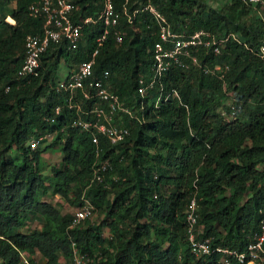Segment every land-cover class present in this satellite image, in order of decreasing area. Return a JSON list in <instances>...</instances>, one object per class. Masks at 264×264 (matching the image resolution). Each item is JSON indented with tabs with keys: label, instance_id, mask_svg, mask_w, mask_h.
<instances>
[{
	"label": "trees",
	"instance_id": "1",
	"mask_svg": "<svg viewBox=\"0 0 264 264\" xmlns=\"http://www.w3.org/2000/svg\"><path fill=\"white\" fill-rule=\"evenodd\" d=\"M37 1L0 0V264H38L25 263V253H39L40 264H75L74 249L89 256L88 264H222V254L198 258L191 251L186 210L193 197L202 238H211L213 248L245 251L264 220V7L241 0H220L218 6L211 0H112L120 19L94 75L108 71V86L132 109L140 105L138 79L150 75L159 41L158 26L142 11L147 4L177 32L236 38L228 39L219 56L197 53L201 64L229 67L226 85L199 68L173 70L164 85L177 89L180 100L156 108L159 90H152L143 124L123 117L130 129L123 142L100 138V159L109 160L110 168L102 184L89 188L96 147L88 133L69 125L72 111L56 113L64 104L56 86L61 65L71 74L88 59L105 25H86L77 50L65 41L52 43L39 75L20 80L25 39L43 27L42 18L29 14ZM102 7L103 0H76L74 23L97 17ZM135 12L130 22L127 14ZM117 32L124 33L120 44ZM230 98L240 108L233 120L221 114ZM44 134H53V141L32 150L31 140ZM57 149L61 162L45 174L43 154ZM49 196L78 207L89 199L98 219L73 226V216ZM29 222L37 228L25 233Z\"/></svg>",
	"mask_w": 264,
	"mask_h": 264
},
{
	"label": "built area",
	"instance_id": "2",
	"mask_svg": "<svg viewBox=\"0 0 264 264\" xmlns=\"http://www.w3.org/2000/svg\"><path fill=\"white\" fill-rule=\"evenodd\" d=\"M246 4L264 7V0H241ZM76 0H38L29 6V14L34 18L43 19L42 31L39 34H29L25 39V59L18 71L20 80L30 81L39 75L41 57L49 46L65 41L70 51L77 50L82 41L83 28L91 23L102 22L105 25L104 33L97 39L96 45L89 58L83 60L78 67L64 80L58 82L56 90L64 95V104L56 107L59 114L63 108H67L74 114L69 125L78 128L81 132L91 136L92 143L96 147V162L92 170V178L89 188L104 182L105 174L110 168L109 160L100 159V138L103 137L111 145L123 142L129 135L130 129L122 122L123 117L143 124L145 122V100L152 90H159L156 108L161 103L171 99L180 100L177 89H165L164 77L173 70H190L199 68L206 74L217 77L226 85L228 66L216 65L211 67L201 64L197 53L201 49L219 56L224 44L230 37L216 39L206 30H200L193 34L181 33L173 30L167 18L153 5L147 4L142 11L148 12L158 26L159 41L153 47V63L148 77L141 76L138 79L137 92L140 105L136 109L127 107L121 101L119 95L112 91L107 84L109 72L105 71L100 76L94 75V67L97 57L110 33L120 19V14L115 12L112 0H103V7L97 17H87L80 23H74L73 13ZM133 15L127 14L128 20L133 21ZM117 43H122L124 33H116ZM264 58V45L259 53ZM10 87H6L9 91ZM96 100L99 103L91 109H86L84 103ZM240 108L236 100L229 99L226 106L221 109V114L227 120H233ZM53 134H44L31 140L32 150L39 148L40 144L52 138ZM199 202L193 197L186 210L187 239L193 254L200 258L214 253L224 255L222 264H264V220L260 223V229L251 238L245 251L238 252L224 248H213L211 238H202L199 224ZM96 208L89 199H83L82 205L73 216L72 225L79 226L86 220H94ZM75 264H88V255H80L74 250Z\"/></svg>",
	"mask_w": 264,
	"mask_h": 264
},
{
	"label": "rangeland",
	"instance_id": "3",
	"mask_svg": "<svg viewBox=\"0 0 264 264\" xmlns=\"http://www.w3.org/2000/svg\"><path fill=\"white\" fill-rule=\"evenodd\" d=\"M211 1L213 3H217V6L220 5V0H211ZM7 22H9L10 24H14V20L11 19L10 17L7 18ZM66 72L68 73V70L66 69V66H64L62 64L61 67H60L59 77L60 78H64ZM230 100H231V98H230ZM53 137H54V135H52V138H49V139L43 141L40 144L39 147L44 148L45 146L49 145L53 141ZM43 158H44V164H43L41 170L45 174L46 173L48 174V172L51 169V167L58 166L60 164V162H61V152L58 149L54 150V151L53 150H48V151L44 152ZM48 200L50 202H52L57 208H59L62 211L63 214H70V215L74 216L76 214L77 210L79 209L78 206H74V205H72L70 203L62 201V199L59 196H49ZM97 219H98V216H95L93 221H96ZM36 223L37 222H32V223L29 222L27 224V226L24 227L23 231L25 233H27L30 230H33V229L37 228L35 226ZM24 259H25V263H28V261L31 260V259L35 260L36 263H38V264L42 263V257H41V255L39 253L36 254V255H33V256H30V255L25 253L24 254Z\"/></svg>",
	"mask_w": 264,
	"mask_h": 264
},
{
	"label": "crops",
	"instance_id": "4",
	"mask_svg": "<svg viewBox=\"0 0 264 264\" xmlns=\"http://www.w3.org/2000/svg\"><path fill=\"white\" fill-rule=\"evenodd\" d=\"M66 73H67V72H66ZM66 73H65L64 78H60V77H59V82L62 81V80H64V79H66V78L70 75L69 73H67V74H66Z\"/></svg>",
	"mask_w": 264,
	"mask_h": 264
},
{
	"label": "clouds",
	"instance_id": "5",
	"mask_svg": "<svg viewBox=\"0 0 264 264\" xmlns=\"http://www.w3.org/2000/svg\"><path fill=\"white\" fill-rule=\"evenodd\" d=\"M75 250V249H74ZM77 251V250H76ZM78 253V252H77ZM79 254V253H78ZM73 257H74V251H73ZM74 263H75V257H74Z\"/></svg>",
	"mask_w": 264,
	"mask_h": 264
}]
</instances>
